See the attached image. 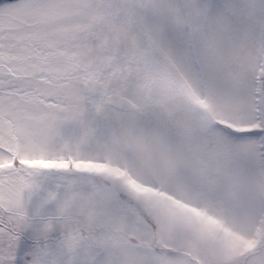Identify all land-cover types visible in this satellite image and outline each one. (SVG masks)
Returning a JSON list of instances; mask_svg holds the SVG:
<instances>
[{"label":"snow or ice","instance_id":"1","mask_svg":"<svg viewBox=\"0 0 264 264\" xmlns=\"http://www.w3.org/2000/svg\"><path fill=\"white\" fill-rule=\"evenodd\" d=\"M0 264H264V0H0Z\"/></svg>","mask_w":264,"mask_h":264}]
</instances>
